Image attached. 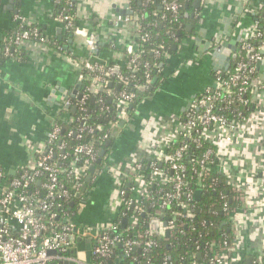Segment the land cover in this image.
Returning a JSON list of instances; mask_svg holds the SVG:
<instances>
[{
    "label": "built area",
    "instance_id": "1",
    "mask_svg": "<svg viewBox=\"0 0 264 264\" xmlns=\"http://www.w3.org/2000/svg\"><path fill=\"white\" fill-rule=\"evenodd\" d=\"M61 1L68 6L74 3V0H59V3ZM179 7L178 0H162L160 4L162 11L171 12L173 15L178 13ZM247 11L250 15H260L261 18L253 19L247 34L242 38L239 37L237 48L234 51L229 49L225 51L231 60L245 53L246 60L236 62L228 78L223 77L220 71L224 68L216 69L212 84L199 93L197 98L192 99L188 107L174 119L172 125L169 126L171 132L169 135L158 140L154 139L145 151V155H134L123 166L111 172L114 179L113 185L120 201L119 207L125 205L126 210L132 207V213L123 217L128 220L127 229L133 230L137 212L146 213L141 206V200L150 198L149 186L153 184L154 187L163 191L159 198L158 208L153 214L146 213L148 219L146 229L141 232L134 230L132 237L124 238L120 237L121 226L113 222L115 218L107 225L87 226L77 223L76 217L85 195L81 193V189L97 154L91 143L79 141L71 149L75 158L65 165L58 164L57 160L65 161L69 152H65L67 142L60 138L61 126L52 117L45 143L35 148L34 157L29 164L24 165L10 178L0 167V264H105L106 261L114 259L118 243L125 257L136 262L145 260L143 264H153L149 253L157 243L152 236L163 238L166 231L168 234L172 229L176 217V214H172L169 220H165L164 209L176 202L183 209L185 216L194 215L192 194L185 192L187 187L184 174L185 165L180 162L184 153L188 151L189 145L181 143L173 153L166 152L172 141L179 137H185L195 145L208 141L214 146V149L208 147L204 151L200 164L206 165L210 170L209 163L214 161V168L224 175L226 182L236 194L235 199L240 203V207L234 210H229L226 204L223 205V211L230 223L231 236L205 242L204 251L197 252V255L199 254L204 260L194 261L192 264H264V172L259 180L255 179L254 173L248 170H244V179H240V176L235 178L234 173L228 170L229 163L209 139L211 131L221 128L225 130L224 139L227 144L234 141L239 127L250 122L256 107L254 100L251 99L255 107L248 115L241 111L235 116L233 114L223 115L218 114V111L232 110L230 106L234 100L246 106L249 100L242 95L247 93L252 79L253 87L256 84L264 89V78L258 76L259 66H257L258 63H264V0H258V3L248 6ZM54 18L64 25L65 30H71L75 35L84 36L85 43L90 50L96 49L93 34H87L76 26L75 14H69L62 8L55 13ZM15 21L18 23L17 28L3 46V54L6 57L18 55L26 42L43 40L39 37L38 28L28 26L24 17L16 16ZM122 22L135 23L137 40L146 36L141 34L136 19H132V10L129 6L124 15L118 14L113 20L115 26ZM247 39H254L256 42L252 45ZM124 53L127 57L126 66L135 68L139 57L135 41L124 50ZM233 54L234 58H232ZM254 74L256 76L251 79ZM111 76H115L121 87L128 84V77L119 72L117 65L109 66L92 61L80 63L78 80L81 82L89 80L91 86L87 89L91 93H97L102 88L106 89L108 98L114 99L119 108V122L121 120L126 122L129 118L126 110L134 98V93L109 88L108 78ZM146 78L150 80V73H146ZM87 98L86 92L80 94L76 105L84 110ZM98 102L102 108L108 107L103 106L102 98H99ZM70 104L69 97L62 102V106L65 107ZM97 127L101 128V126ZM85 130L92 132L93 128L81 126L75 131L68 130L66 136L73 135L76 140H79ZM53 142H57L58 149L61 150L56 160H52L54 149L47 147ZM160 163H165L167 168L160 169ZM104 168H107V161L99 173H102ZM94 175L93 173V177ZM252 189H257L258 192L252 193ZM183 196L185 199H182ZM77 201L79 202L78 209L75 213L71 212V208ZM253 209L263 212L262 216L252 218L253 225L260 227L259 237L252 233L251 235L250 232L242 235L238 231V227H241L244 221L246 222L248 211ZM116 212L113 215H116ZM151 220L157 221L154 229L151 228ZM256 237L262 241L260 250L252 245ZM83 238L90 239L91 257L97 259L98 262L92 263L90 259L81 261L75 256L74 246ZM198 247L196 246L197 249ZM162 264H168L166 257Z\"/></svg>",
    "mask_w": 264,
    "mask_h": 264
},
{
    "label": "crops",
    "instance_id": "2",
    "mask_svg": "<svg viewBox=\"0 0 264 264\" xmlns=\"http://www.w3.org/2000/svg\"><path fill=\"white\" fill-rule=\"evenodd\" d=\"M58 3L59 0H0V167L9 176L29 164L35 148L45 143L59 104L80 94V63L114 62L125 67L124 50L137 38L135 23H113L116 15L127 12L128 0H74L75 24L93 34L95 50L87 47L84 36L68 32L55 20ZM256 3L258 0H201L196 6L194 1L191 17L197 19L196 25L188 24L180 42L173 45L174 52L166 57L163 78L155 92L121 124L120 136L107 154V168L94 175L84 192L77 223L107 225L114 219L120 201L112 170L134 155H145L154 139L171 133L169 126L174 119L194 96L212 84L214 71L227 62L229 54L221 51L222 46L247 34L254 19L247 8ZM16 16L38 28L43 40L26 42L18 55L6 57L3 44L16 29ZM258 76L264 78V65L259 67ZM252 99L256 104L254 113L249 123L239 127L234 141L227 144L221 128L211 131L209 139L229 163L228 170L235 178L244 179V170H248L259 180L264 172V89L255 84ZM257 192L252 189V193ZM89 202L97 206L98 216L86 218ZM248 213L238 231L258 236L260 227L253 225L252 218L263 212L253 209ZM258 237L252 245L260 250L262 241Z\"/></svg>",
    "mask_w": 264,
    "mask_h": 264
},
{
    "label": "trees",
    "instance_id": "3",
    "mask_svg": "<svg viewBox=\"0 0 264 264\" xmlns=\"http://www.w3.org/2000/svg\"><path fill=\"white\" fill-rule=\"evenodd\" d=\"M162 0H129L128 6L132 10V19H136L140 26L141 34L146 35L143 38L136 39L135 43L138 47V59L136 61V67H122L119 66V72L128 77V84L123 85L119 90L127 92H133L134 98L132 99L130 106L127 108L126 113L129 118L134 116L141 102L151 96L163 78L162 66L166 61V55L174 52L173 45L180 42L183 34L186 33L188 24L197 23V19L191 17L195 11V0H178L180 7L178 13L173 15L171 12L162 11L160 8ZM170 1V0H168ZM73 5H67L63 1L58 3L57 11L64 8L69 14H75ZM255 19H260V15H252ZM17 28V26H16ZM15 29L13 30V32ZM72 32L71 30H67ZM13 34V33H12ZM12 34L8 35L9 38ZM252 45L256 42L254 39H247ZM4 45V44H3ZM59 46V44H57ZM62 46V45H60ZM130 57V56H129ZM239 60H246L245 53L242 56H237L232 59L227 69L220 70L223 77L228 78L234 69V64ZM109 66L116 65L114 62L108 64ZM146 73H150V80H147ZM256 75L254 74L253 77ZM157 78L153 83V79ZM109 88L119 91L117 89L118 82L115 76L108 78ZM250 88L242 97L247 98L249 103L244 106L234 100L230 108L233 110L223 111L219 110L218 114L229 115L235 114L241 111L243 114L248 115L254 109V103L251 101V89L253 87V79L251 80ZM250 84V83H249ZM91 86L89 80H83L81 82L80 94L87 93L88 98L84 105V110L76 105L79 95L69 97L71 104L69 106H62L55 109L53 118L61 126L60 138L62 141L67 142L65 152H69V156L65 161L57 160L58 164L65 165L69 163L75 156L72 153V147L80 142L91 143L96 151L97 158L92 163L95 167L94 174L97 175L104 163L107 160V154L110 152L112 146L120 136L122 126L119 123L118 113L119 108L114 102V99L108 98L106 89H100L97 93H91L87 87ZM144 86V88H142ZM198 94L193 98H197ZM103 99L102 108L98 99ZM83 126L84 128L92 127V132L84 131L82 138L76 140L72 135L66 136L68 130H76ZM97 126H101L99 129ZM106 134V137L104 135ZM181 143H188L189 149L180 162L185 165V179L187 181V187L185 192L192 194V203L194 205L193 216L187 217L183 213L176 202L171 203L164 209L163 217L165 220H169L172 214H176L173 221V227L168 234L163 238L158 236H152L155 239L157 245L151 249L149 255L153 264H162L164 257H166L168 264H192V262H201L204 259L198 258L197 252L204 251L205 242H209L212 239H219L223 236H231L230 223L227 221V215L223 211V205L226 204L229 210H234L240 207L239 201L235 199V192L232 187L226 182V179L222 173L217 171L214 166L215 162L209 163L210 170L206 165L200 164V160L203 157L204 151L208 147H213L208 141H202L199 145H195L189 139L185 137H179L175 141H172L170 147L166 149L168 154L173 153ZM58 143L53 142L48 144L47 147L54 149L52 160L57 159V154H60L61 150L58 149ZM104 150L105 153L101 156L99 162V153ZM145 161V159H144ZM147 161V160H146ZM166 163V162H165ZM165 163H160L159 167L162 170L167 168ZM12 177L11 175L8 176ZM167 187V186H166ZM164 187V189L166 188ZM90 188V187H89ZM150 198L141 200V206L144 211L149 214L158 208L160 203V196L163 191H160L153 184L149 186ZM200 190V195L196 198V191ZM130 196V194H128ZM182 199H185L183 196ZM79 202L77 201L74 207L71 208V212L78 209ZM132 213V207L126 210V206L122 205L118 208L117 214L114 215L113 222L121 226L123 217L129 216ZM145 213V214H146ZM143 212H137L135 219L136 224L132 229L121 227L120 237L130 238L134 234V230L144 231L147 227L148 219L147 214ZM196 246H199L198 249ZM139 252V251H138ZM136 252V254H138ZM115 257L113 260L106 261L105 264H115L118 260V264H143L145 260L134 261L128 257L122 255L121 245L118 243L115 249ZM91 257V256H90ZM90 262H98L94 257L90 258Z\"/></svg>",
    "mask_w": 264,
    "mask_h": 264
},
{
    "label": "water",
    "instance_id": "4",
    "mask_svg": "<svg viewBox=\"0 0 264 264\" xmlns=\"http://www.w3.org/2000/svg\"><path fill=\"white\" fill-rule=\"evenodd\" d=\"M200 2H201V0H195V4H196V6H199L200 5ZM237 44H238V42L237 41H232V44H226L225 46H222V48H221V51L223 52H227V50L229 49L230 51H234L236 48H237ZM211 46V45H210ZM235 57V55L233 54V56H232V58H234ZM230 56H229V58H227V62L226 63H224V65L222 66V68H227L229 65H230ZM261 64L262 65H264V63H258V65L257 66H261ZM156 80H157V78H154L153 79V83H155L156 82ZM121 88V85H118L117 86V89L119 90ZM93 90V89H92ZM109 101H110V99H109ZM127 118V117H126ZM124 122H125V120H121L120 121V125L121 124H124ZM105 153V151L104 150H102L100 153H99V159L97 160V163L99 162V160H100V158H101V156L103 155ZM95 172V167L94 166H91L90 168H89V173L87 174V176H86V179H85V183H84V185H83V187H82V189H81V193H84L85 191H86V189H87V186L92 182V179H93V173ZM199 195H200V190H197L196 191V194H195V196H196V198H198L199 197ZM74 203H72V205H73ZM156 222L157 221H153V220H151L150 221V224H151V228L152 229H154L155 228V226H156ZM127 223H128V220H127V218H123V220H122V223H121V227L122 228H125L126 227V225H127ZM164 225H166V222H164ZM153 233H155V231H152ZM166 234H167V231H166ZM198 256V258H200V255L198 254L197 255ZM115 264H118V260L117 261H115Z\"/></svg>",
    "mask_w": 264,
    "mask_h": 264
},
{
    "label": "rangeland",
    "instance_id": "5",
    "mask_svg": "<svg viewBox=\"0 0 264 264\" xmlns=\"http://www.w3.org/2000/svg\"><path fill=\"white\" fill-rule=\"evenodd\" d=\"M194 82V80H193ZM192 83V81H191ZM113 198V197H112ZM87 217L86 218H91L93 216H98L99 210L97 209L96 205H92L90 202L87 204ZM96 224V223H95ZM75 250V256L80 259L81 261L85 260L88 261L91 256V242L89 238H83L82 242H78L74 246Z\"/></svg>",
    "mask_w": 264,
    "mask_h": 264
}]
</instances>
